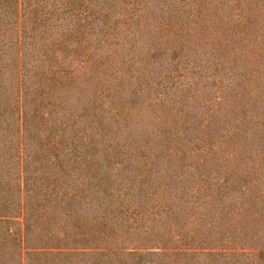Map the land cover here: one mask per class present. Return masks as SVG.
<instances>
[{"label":"trees","instance_id":"16d2710c","mask_svg":"<svg viewBox=\"0 0 264 264\" xmlns=\"http://www.w3.org/2000/svg\"><path fill=\"white\" fill-rule=\"evenodd\" d=\"M260 205L264 0H0V264H264Z\"/></svg>","mask_w":264,"mask_h":264},{"label":"rangeland","instance_id":"374dc122","mask_svg":"<svg viewBox=\"0 0 264 264\" xmlns=\"http://www.w3.org/2000/svg\"><path fill=\"white\" fill-rule=\"evenodd\" d=\"M151 129V131H152V129L153 128H150ZM249 193H250V191L248 190V189H245L244 190V193H242L241 195H242V197L241 198H239L238 200H236L235 202L236 203H227V205L230 207V210H231V213H232V215H233V217H237V214L235 213V212H238L239 211V213H240V216L242 217V218H244V215H243V213L241 212V207H240V205H242L243 204V202H248L247 200H252V196L254 195H249ZM238 196H240V195H238ZM238 196H237V198H238ZM205 200V202H207L208 201V199H204ZM205 202L204 203H202V201H199V204H201L202 203V205L200 206V207H198V208H196L195 209V212L193 213V216H195V217H197V216H199V214L200 213H203V212H201L202 211V208H203V206L205 207V206H207V205H205ZM209 205H210V203H209ZM240 207V208H239ZM217 209H213L214 210V212H216L217 210H218V207H216ZM54 209L55 208H53V209H50L49 211H53L54 212ZM46 211H47V209H46ZM207 211V210H206ZM56 212V211H55ZM205 212V211H204ZM262 212H264V208H262L261 207V205L259 206V213H262ZM40 213H41V211H40ZM69 214V213H68ZM264 216V215H263ZM253 218H255V217H253ZM258 218V217H257ZM245 219V218H244ZM243 219V221H245ZM242 220V219H241ZM247 220H248V223H250V222H252V220H251V218H250V215L248 216V218H247ZM52 221H55V219H52ZM248 223H247V221H246V223H244V225H243V223L242 224H240V225H242L243 226V229H245V232H243V229H240L239 228V233H240V235H238V240H241V242H243L242 240H243V238H248L249 236H251V234L253 233V232H251L250 231V229L252 228V229H259V232L261 231V229H262V225H260V223H261V221H260V223L258 224V225H256L255 223L254 224H252V225H250V227L249 226H247L248 225ZM258 226H261L260 228H258ZM264 227V226H263ZM50 229H49V231H51V227H49ZM84 228V226L83 227H81L79 230H77V229H75V232H79L80 230H82ZM98 235L97 234H94L92 237H91V239L93 240L92 242H90V243H88V249H86L87 250V252L90 254V255H87V252H84L82 249H79V250H81V253L80 254H77L78 256H77V258H81L80 260H81V262L83 263V264H91V263H88L87 262V258L88 259H90V261H92L93 262V264H101V261H104V259L101 257L102 255L101 254H99V252H98V249H97V246H98V242H97V239H96V237H97ZM227 236H229L230 238H234V236H233V234H228ZM61 237V236H60ZM229 237H227L228 239H230ZM47 241H46V243L45 244H48V245H45V250H46V252H45V255L44 254H36V255H34V256H30V262H29V264H31V263H33V262H36V263H40V262H42V261H45V260H51V259H53L52 257L53 256H55L57 259H59V258H62V257H64L65 256V254L64 253H62V252H64V249H63V242H61V240H57V239H55V237H53V236H48L47 237ZM126 244V243H125ZM246 244V243H245ZM237 246V248H238V246H241V245H236ZM236 246H235V248L233 249V250H237V248H236ZM246 246V245H245ZM85 248H87V245H85V246H83V249H85ZM245 252H250V251H246L245 250ZM253 252H255V250H253V249H251V252H250V254L249 255H245V256H241L239 259L242 261V264H260V263H258L257 262V259L255 258V256H253ZM43 253V252H42ZM245 254H247V253H245ZM205 256L203 255V254H200V256H199V260L201 259V258H204ZM214 257H216V256H214ZM193 258V257H192ZM64 259V258H63ZM221 260H223V258L221 259ZM198 261V255L197 256H195L194 258H193V260H192V264H207V261L206 262H197ZM86 262V263H85ZM27 264V263H26ZM106 264H109V262H108V260H106ZM111 264H115V262H111ZM117 264V263H116Z\"/></svg>","mask_w":264,"mask_h":264}]
</instances>
